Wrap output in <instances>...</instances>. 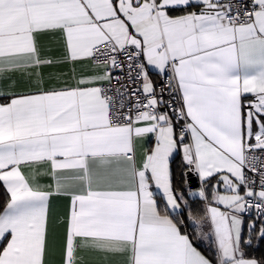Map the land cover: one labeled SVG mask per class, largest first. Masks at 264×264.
<instances>
[{
    "label": "snow or ice",
    "instance_id": "1",
    "mask_svg": "<svg viewBox=\"0 0 264 264\" xmlns=\"http://www.w3.org/2000/svg\"><path fill=\"white\" fill-rule=\"evenodd\" d=\"M0 187V264H264V0H0Z\"/></svg>",
    "mask_w": 264,
    "mask_h": 264
},
{
    "label": "trees",
    "instance_id": "2",
    "mask_svg": "<svg viewBox=\"0 0 264 264\" xmlns=\"http://www.w3.org/2000/svg\"><path fill=\"white\" fill-rule=\"evenodd\" d=\"M4 196H5V189L0 187V202L3 201ZM262 253H264V246H261L256 252L253 253V255L259 257Z\"/></svg>",
    "mask_w": 264,
    "mask_h": 264
},
{
    "label": "crops",
    "instance_id": "3",
    "mask_svg": "<svg viewBox=\"0 0 264 264\" xmlns=\"http://www.w3.org/2000/svg\"><path fill=\"white\" fill-rule=\"evenodd\" d=\"M54 210L57 212V213H60L63 211V206L59 203H54Z\"/></svg>",
    "mask_w": 264,
    "mask_h": 264
}]
</instances>
